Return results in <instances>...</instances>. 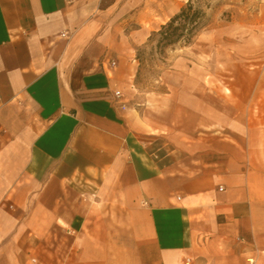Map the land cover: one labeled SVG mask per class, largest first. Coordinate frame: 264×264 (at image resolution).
I'll use <instances>...</instances> for the list:
<instances>
[{"label":"crops","instance_id":"1","mask_svg":"<svg viewBox=\"0 0 264 264\" xmlns=\"http://www.w3.org/2000/svg\"><path fill=\"white\" fill-rule=\"evenodd\" d=\"M186 1L0 0V264H264L263 28L206 31L165 121L137 105Z\"/></svg>","mask_w":264,"mask_h":264},{"label":"rangeland","instance_id":"2","mask_svg":"<svg viewBox=\"0 0 264 264\" xmlns=\"http://www.w3.org/2000/svg\"><path fill=\"white\" fill-rule=\"evenodd\" d=\"M189 1H192L194 8L201 9L205 13V24L196 33L191 43L179 42L160 48L157 46L158 37L153 39L149 37L146 44L137 51V58L140 62L139 72L135 79L137 105L144 109L148 117L159 116L160 121H165L167 117L165 110L169 104H172V98L168 100L166 95L168 89H172V86L168 85V75L183 72L188 68V64L190 65L188 69L192 74L198 71L200 66L193 60L197 62L196 47L201 44L206 31L212 30L216 26H232L238 22L261 26L263 33L256 35L261 36L262 40L249 44L252 54L248 55H264V10L256 6L255 2L247 0H188L184 5ZM228 47L232 52L233 45H228ZM206 61L207 73H214L216 67L219 71L228 72V66L223 64V61L217 66L211 63V57H206ZM212 83L207 82L208 86ZM224 93L230 94L226 86H224ZM230 99V95L226 96L221 102L217 100V104L228 108L227 105L231 104ZM208 100L212 101V104L214 103V99L208 98Z\"/></svg>","mask_w":264,"mask_h":264},{"label":"trees","instance_id":"3","mask_svg":"<svg viewBox=\"0 0 264 264\" xmlns=\"http://www.w3.org/2000/svg\"><path fill=\"white\" fill-rule=\"evenodd\" d=\"M204 24L205 13L194 8L192 1H189L166 23L161 24L159 30L151 34L150 39L157 36V46L160 48L179 42L189 44Z\"/></svg>","mask_w":264,"mask_h":264},{"label":"built area","instance_id":"4","mask_svg":"<svg viewBox=\"0 0 264 264\" xmlns=\"http://www.w3.org/2000/svg\"><path fill=\"white\" fill-rule=\"evenodd\" d=\"M116 95H117V96H121V95H122L121 92H120V90H117V91H116Z\"/></svg>","mask_w":264,"mask_h":264}]
</instances>
